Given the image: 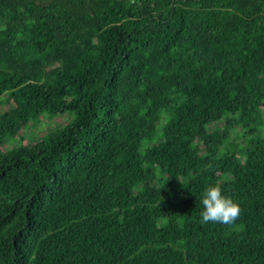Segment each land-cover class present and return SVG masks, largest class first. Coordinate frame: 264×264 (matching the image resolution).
I'll list each match as a JSON object with an SVG mask.
<instances>
[{"label":"trees","instance_id":"trees-1","mask_svg":"<svg viewBox=\"0 0 264 264\" xmlns=\"http://www.w3.org/2000/svg\"><path fill=\"white\" fill-rule=\"evenodd\" d=\"M0 264H264V0H0Z\"/></svg>","mask_w":264,"mask_h":264},{"label":"clouds","instance_id":"clouds-1","mask_svg":"<svg viewBox=\"0 0 264 264\" xmlns=\"http://www.w3.org/2000/svg\"><path fill=\"white\" fill-rule=\"evenodd\" d=\"M203 210L200 213L204 224L220 223L230 225L240 216L239 203L226 195L218 185L208 186L202 197Z\"/></svg>","mask_w":264,"mask_h":264},{"label":"rangeland","instance_id":"rangeland-1","mask_svg":"<svg viewBox=\"0 0 264 264\" xmlns=\"http://www.w3.org/2000/svg\"><path fill=\"white\" fill-rule=\"evenodd\" d=\"M69 114L68 113H63V114H61V116H65V117H67L68 119L67 120H69V116H68ZM57 121H60V120H64V117H62V118H59V116L57 117V118H55Z\"/></svg>","mask_w":264,"mask_h":264},{"label":"bare ground","instance_id":"bare-ground-1","mask_svg":"<svg viewBox=\"0 0 264 264\" xmlns=\"http://www.w3.org/2000/svg\"><path fill=\"white\" fill-rule=\"evenodd\" d=\"M33 117V116H32Z\"/></svg>","mask_w":264,"mask_h":264}]
</instances>
